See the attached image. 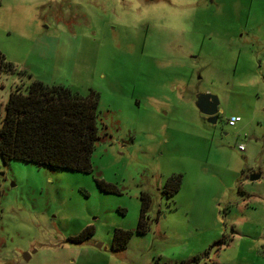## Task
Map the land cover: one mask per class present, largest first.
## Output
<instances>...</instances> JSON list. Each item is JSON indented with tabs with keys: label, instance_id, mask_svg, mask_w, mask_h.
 Instances as JSON below:
<instances>
[{
	"label": "rangeland",
	"instance_id": "rangeland-1",
	"mask_svg": "<svg viewBox=\"0 0 264 264\" xmlns=\"http://www.w3.org/2000/svg\"><path fill=\"white\" fill-rule=\"evenodd\" d=\"M0 54L1 113L35 80L101 125L88 173L0 160V264H264V0H0Z\"/></svg>",
	"mask_w": 264,
	"mask_h": 264
},
{
	"label": "trees",
	"instance_id": "trees-1",
	"mask_svg": "<svg viewBox=\"0 0 264 264\" xmlns=\"http://www.w3.org/2000/svg\"><path fill=\"white\" fill-rule=\"evenodd\" d=\"M0 73H13L1 54ZM100 131L96 93L81 96L65 86L30 81L25 87L10 89L3 113L0 107V160L88 173ZM167 182L177 191L181 176H171ZM146 201H142L140 221ZM90 230L87 227L69 240L80 242ZM130 236L129 231L114 230L111 248H121Z\"/></svg>",
	"mask_w": 264,
	"mask_h": 264
},
{
	"label": "water",
	"instance_id": "water-1",
	"mask_svg": "<svg viewBox=\"0 0 264 264\" xmlns=\"http://www.w3.org/2000/svg\"><path fill=\"white\" fill-rule=\"evenodd\" d=\"M195 106L201 115L208 117L207 123L211 125L215 124L218 106V101L215 96L207 93H198L195 96ZM259 177V174H250L248 180L256 181ZM98 247H100V245ZM27 258L26 256V259Z\"/></svg>",
	"mask_w": 264,
	"mask_h": 264
},
{
	"label": "built area",
	"instance_id": "built-area-1",
	"mask_svg": "<svg viewBox=\"0 0 264 264\" xmlns=\"http://www.w3.org/2000/svg\"><path fill=\"white\" fill-rule=\"evenodd\" d=\"M238 121V119L236 117H230L228 120H227V125L229 127H235V123ZM237 150L242 152L244 150V146L242 144H239L237 146Z\"/></svg>",
	"mask_w": 264,
	"mask_h": 264
},
{
	"label": "flooded vegetation",
	"instance_id": "flooded-vegetation-1",
	"mask_svg": "<svg viewBox=\"0 0 264 264\" xmlns=\"http://www.w3.org/2000/svg\"><path fill=\"white\" fill-rule=\"evenodd\" d=\"M202 117L204 118V120L206 121V123H207V120H208V117H205V116H203L202 115ZM216 121H217V114H216ZM216 123V122H215ZM209 124V123H208ZM211 125V124H210Z\"/></svg>",
	"mask_w": 264,
	"mask_h": 264
},
{
	"label": "crops",
	"instance_id": "crops-1",
	"mask_svg": "<svg viewBox=\"0 0 264 264\" xmlns=\"http://www.w3.org/2000/svg\"><path fill=\"white\" fill-rule=\"evenodd\" d=\"M233 117V116H232ZM260 178V177H259Z\"/></svg>",
	"mask_w": 264,
	"mask_h": 264
}]
</instances>
